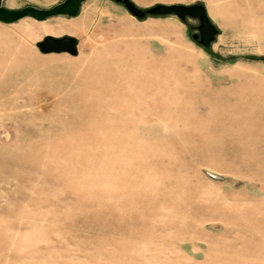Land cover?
I'll return each mask as SVG.
<instances>
[{"label":"rangeland","instance_id":"1","mask_svg":"<svg viewBox=\"0 0 264 264\" xmlns=\"http://www.w3.org/2000/svg\"><path fill=\"white\" fill-rule=\"evenodd\" d=\"M131 1L217 32L114 0L0 21V264H264V0Z\"/></svg>","mask_w":264,"mask_h":264},{"label":"water","instance_id":"2","mask_svg":"<svg viewBox=\"0 0 264 264\" xmlns=\"http://www.w3.org/2000/svg\"><path fill=\"white\" fill-rule=\"evenodd\" d=\"M83 1L84 0H62L61 2L48 8L27 5L18 9H9L3 6L2 0H0V21L3 23H10L23 17H32L36 20H42L55 15L75 16ZM114 1L123 4L129 13L137 18H143L147 15L157 16L171 13L176 14L181 19H184L186 16L198 18L199 25L197 26V29L200 35L199 43L205 47L210 44L215 33L217 32L216 27L210 22L206 10L201 4H156L154 6L141 9L137 7L131 0ZM74 43L75 39L73 37H61L57 40H54L51 37H46L42 43V46L45 48H51L53 45H57L58 48L67 49Z\"/></svg>","mask_w":264,"mask_h":264}]
</instances>
